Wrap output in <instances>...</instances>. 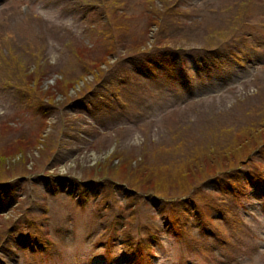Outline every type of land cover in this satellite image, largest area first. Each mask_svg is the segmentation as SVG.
<instances>
[{
    "label": "rangeland",
    "instance_id": "obj_1",
    "mask_svg": "<svg viewBox=\"0 0 264 264\" xmlns=\"http://www.w3.org/2000/svg\"><path fill=\"white\" fill-rule=\"evenodd\" d=\"M262 143L264 0H0V264H264Z\"/></svg>",
    "mask_w": 264,
    "mask_h": 264
},
{
    "label": "trees",
    "instance_id": "obj_2",
    "mask_svg": "<svg viewBox=\"0 0 264 264\" xmlns=\"http://www.w3.org/2000/svg\"><path fill=\"white\" fill-rule=\"evenodd\" d=\"M116 4H118L119 5V3L116 1ZM113 6V5H112ZM119 7V6H118ZM114 11H115V9H113ZM109 12V11H108ZM107 16L108 17H110V19L112 18V16L110 15V13H107ZM109 22H111V21H109ZM111 24H112V22H111ZM217 37H223L221 34H216L215 35V37H213V39L214 38H217ZM163 40V39H162ZM162 40L160 41V44L162 43ZM164 41V40H163ZM162 44H164V43H162ZM92 67H99V63L97 62V63H94V64H92L91 65ZM11 78L13 77L14 78V76L13 75H11L10 76ZM14 80H15V78H14ZM43 114L46 116L48 113H46V111L44 112L43 111ZM14 121V120H13ZM11 123H12V121L11 122H9V123H6V125L4 126L5 128L6 127H8V128H10L11 127ZM260 127V126H259ZM260 128H262V127H260ZM6 130V129H5ZM20 143H26V144H29V142L28 141H26V142H22V141H19V142H17V143H15L16 145H18V144H20ZM14 145V144H13ZM21 145V144H20ZM260 146H263V148H264V143H262L261 145H259L258 147H260ZM257 147V148H258ZM210 148V147H209ZM209 148H206L207 150L209 149ZM212 149L214 150V151H216V152H220L221 151V153H224V152H226V150H228V149H219L216 145L215 146H213L212 147ZM254 149H256V148H254ZM253 150V149H252ZM252 150H250V152L252 151ZM201 152H203V153H200L199 151H197V155H199V156H201L202 154L203 155H206L207 153L204 151V148L203 149H201ZM250 152L248 153V155L247 156H249V154H250ZM259 152H261V153H263L264 152V149L261 151V149H260V151ZM195 154V155H196ZM249 158L247 157V160H248ZM254 160H256V159H249L248 160V164H244V162L243 163H241V164H232V165H229V167H226V168H224V169H221V170H219V171H217L215 174H213V175H210V176H208V177H206V178H204L203 180H201V182L199 183V184H197V185H195V186H193L191 189H190V191H189V193L187 194V195H192V196H196L198 193H199V189H200V187L202 186V185H204L207 181H209V180H211V179H213V178H215L216 180H219L220 178H221V175H222V177H224L225 178V181H224V185H226V186H229V185H231L232 184V181L231 180H234L235 181V179H236V175H235V173H239V172H237L238 170H239V168L240 167H243V166H247V165H249L251 162H253ZM227 181V182H226ZM219 182V184H220V181H218ZM72 186H73V188H77V187H83V186H80L79 184H77V182H75V181H73V184H72ZM5 188V187H4Z\"/></svg>",
    "mask_w": 264,
    "mask_h": 264
}]
</instances>
